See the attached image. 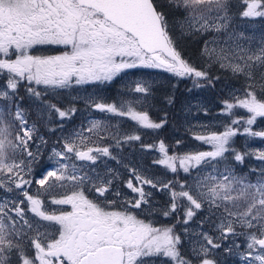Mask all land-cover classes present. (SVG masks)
Here are the masks:
<instances>
[{
	"label": "snow or ice",
	"instance_id": "snow-or-ice-1",
	"mask_svg": "<svg viewBox=\"0 0 264 264\" xmlns=\"http://www.w3.org/2000/svg\"><path fill=\"white\" fill-rule=\"evenodd\" d=\"M243 4L242 17L264 18V0H243ZM230 8V0H0V76L4 77L0 84V191L19 190L23 197L11 200V207L7 197L0 200V264H12L13 259L18 264H156L157 260L162 264H193L181 252L183 241L175 226L156 227L146 217L141 218L154 210L152 193L145 186L167 190L170 203L162 214L167 217L181 209L185 225L201 210L213 216L219 214V236L194 233L205 242L198 250L193 249L199 264H217L208 258L211 250L221 249L224 241L237 236L246 240V254L241 253V258L264 264V149L241 152L231 146L237 135L264 140V130L252 128L258 118H264V38L255 48L242 47L241 39L251 43L253 38L229 31ZM177 29L180 37L174 34ZM206 33L216 35L205 40L201 55L245 80L243 96L234 97V102L224 101V111L232 115L234 108H240L249 115L232 119L223 132L195 134L194 139L211 145L210 151L170 154L165 142L159 141L161 156L153 163L172 173H190L208 166L215 174L188 184L153 179L131 169L136 183L129 179L126 187L135 197L124 198L123 202L110 199L121 196L113 184V170L101 173L92 168L93 174H89L76 161L97 165L102 157H116L109 147L77 133L75 138H66L60 150L52 149L50 159L54 158L57 166L34 181L42 191L29 193L33 180L26 177L38 162L40 146L47 141L37 135L35 122L29 124L21 87L41 118H50L54 113L64 120L71 118L76 109L52 103L48 89L108 84L126 70L136 68L190 77L195 87L202 86L201 80L211 85L213 78L186 60L177 44L180 38ZM221 34H227V47L218 43ZM47 48L60 50L57 54H37ZM133 90L145 98L150 91L140 83ZM88 100L96 111L127 117L143 129L158 130L167 122L153 121L147 111L137 110L131 102L117 105L97 102L92 97ZM240 125H244L242 131ZM13 127L19 129L15 142L7 139ZM105 128L95 120L87 131L104 139L99 132ZM113 138L120 146L121 139ZM140 139L139 134L123 136L124 143ZM33 144L35 152L31 150ZM142 147L151 149L156 145ZM8 148L13 153L11 158ZM17 153L22 157L19 160L14 158ZM247 157L261 162L260 167L249 170L250 175L255 174L254 182L235 171V165L243 164ZM57 189H63L64 194L57 195ZM44 194L52 205H69L71 211L57 214L56 210H44ZM25 204L38 219L26 216L21 206ZM237 226L243 231L237 232ZM234 247L240 245L233 242L224 251L231 253Z\"/></svg>",
	"mask_w": 264,
	"mask_h": 264
},
{
	"label": "rangeland",
	"instance_id": "rangeland-1",
	"mask_svg": "<svg viewBox=\"0 0 264 264\" xmlns=\"http://www.w3.org/2000/svg\"><path fill=\"white\" fill-rule=\"evenodd\" d=\"M235 1V4H237L236 1L239 0H230ZM231 6H233L230 3ZM234 7V6H233ZM231 11V8H230ZM242 11L238 15V17L232 13L231 11V17H230V29L229 31L232 33H235L236 35H239L240 33H243L245 37H251L253 38L252 42L249 43L245 41L244 39H241L239 43L242 47L245 49L252 47L255 48L258 46L260 40L264 38V23L260 24L259 20L263 19L261 17L257 18H245L241 15ZM208 35L207 40H211L213 35H216L214 33H206ZM225 40H227V34H221L219 36L218 43L222 47H227L225 45ZM232 42L229 41V44ZM204 46V45H203ZM210 47H215V45H209ZM234 47V45H233ZM243 55V53H241ZM203 60L205 62H201L199 64H196L195 67L198 69L205 70L208 69L211 63L216 62H210L208 57L203 56ZM206 63V64H205ZM219 64V63H218ZM148 69V68H146ZM133 69L128 70L129 72H132ZM166 75L168 77L174 78V79H184L181 77H177L172 73H168L166 71H163L161 69H148V73L146 76L141 77H133L131 73L125 74L123 77H121L120 84H123L124 89L118 96V100L115 101L117 105L123 102H131L133 106L137 110H144L149 111L153 108V105L151 104V94L149 93L147 97L145 98L144 94L136 93L133 89L135 88L137 83L146 85L150 88L156 83L160 82L161 79H163ZM120 76V75H119ZM186 78V77H185ZM199 83L202 85L201 87H195L193 79L191 78V87H189L186 91V94L184 95V103L182 105V114H181V123L183 125V129L185 130H179L186 131L187 138L185 140L183 138H177V141H180L179 144H177V141L172 142L171 139L170 142L164 141L165 144L169 147V153H176V154H184L188 152H197V151H210L211 145L204 144L201 141H198L194 139L195 134H209L211 132H223L224 126L226 124H230L232 119H235L233 114L229 115L224 111V101L234 102V97H242L244 89H238L231 87L229 89V97L224 98L221 96H218L216 93L213 92L212 86L213 84L209 85L207 81L201 80ZM41 89H43V86H39ZM192 88V89H191ZM24 90L23 87L20 89V94ZM59 89L53 90L48 89V97L52 96L55 91H58ZM65 92L71 97V100L82 99L85 104L82 105L81 109L75 108L76 112L73 116V124L71 123L70 126L66 127V124H61V120L56 116L54 113L52 114L55 117H51L56 121L55 133L52 134V139L50 140L49 148H47L46 145L40 146V158L42 157L41 153L46 151V154L43 156V165H37L36 171L41 172L36 175V178L33 180L32 185L30 186V189L34 192L42 191L39 188V185L35 184V180L41 178V176L45 173L46 170H49L51 168L56 167L55 159H50L52 155V149L55 147L57 150H60L65 139L66 138H75V135L77 133H82L86 137H92V140H96V142L100 146H107L110 149V152L112 153V156H115L116 159H111L110 157H102L100 161L97 162V165H91L90 162H80L76 161L78 165L83 166V171H88L89 174H93L91 172L92 168H96L98 172L105 173L107 169H112L113 173L115 174V179L113 183L115 182V188L121 193V196L119 198L117 197H109L110 199H118L121 202H123L124 198L131 199L135 197V193H132L130 189L126 187V181L129 179L133 180V183L135 184L136 181L134 177L132 176L131 169H136L139 173H141L144 176L162 180V181H176L178 180V173H172L170 170L166 169L165 167L154 164L153 161L156 159H159L161 154L158 150V143L157 140H152V138H145L147 137V132L152 131V129H143L140 128L138 125L135 124V122L131 121L127 117H119L108 113H101L96 111L94 108L91 107V102L88 100V97L94 98L97 102H106L104 100V93H102L99 89V86H91V88L88 89H80L76 86L75 89L69 88V89H63ZM150 92V91H149ZM210 95H213V99L216 100L218 103H220V107H218L210 98ZM54 96L50 98L49 100L52 103H55ZM114 102V101H112ZM107 102V103H112ZM23 106L25 108V114L27 113H33L37 121L32 120L29 122V124H32L33 122L36 123L38 128L37 135L43 136L45 140L48 142V136L43 131L39 130V125L37 122L41 123V125L47 129L48 134L51 135V129L48 127L46 117H40L38 112L36 111L35 105L31 104V101L29 98L25 97V100L23 102ZM69 105H63L61 108L67 109L69 108ZM79 109V110H77ZM237 112H243V114L247 113L246 110L240 109V108H234L232 110ZM248 114V113H247ZM71 116V119H72ZM150 116V115H149ZM247 118V117H245ZM152 119V118H151ZM99 120L101 121L102 125H105L106 128L104 130H101L99 132L100 137H104V139H97L96 134L90 133L87 131V129L90 127L91 122ZM153 120V119H152ZM223 120L225 125L223 126L222 130H217L214 128L215 125H217L219 122ZM6 121H11L9 117H6ZM125 122H131L132 126H130L128 129H121L123 123ZM15 131L13 132V135H9L7 137L8 140H12L15 142V136L17 132V127H14ZM252 128L256 131L264 130V118H258L256 123L252 126ZM119 129V132H118ZM187 129V130H186ZM10 131V130H9ZM53 132V131H52ZM127 134H139L141 136V139L139 141H132V142H123V136ZM244 136L245 141V147L247 150H253V149H264V140L260 138H253ZM119 138L121 139L122 143L120 146L116 145V139L113 138ZM170 138V137H169ZM190 140V141H189ZM151 141V142H150ZM36 144H39V141H36ZM142 145H156L154 148H147L142 147ZM91 146V142H90ZM174 148L177 149V151H174ZM33 152L36 151V145L33 144L32 149ZM9 157H13V153L11 148L7 149ZM14 158L16 160L21 159V155L19 153L15 154ZM27 159V158H26ZM39 163V162H36ZM34 163V164H36ZM42 168V169H40ZM157 169L162 170V173L159 174ZM43 170V171H42ZM220 170L223 171V166H220ZM182 174L189 175L190 180L188 184H193L197 178L203 179V177L207 176L209 173H213V170L211 167L208 166H201L200 169H193L190 173H184L182 170H180ZM215 174V173H213ZM239 175V174H238ZM241 175V174H240ZM245 175V174H242ZM246 176V175H245ZM29 179V176L26 177ZM109 178H111V174H109ZM189 178V177H188ZM253 182L255 181V178H251ZM116 180V181H115ZM183 183V181H181ZM14 187V186H13ZM145 190L152 193L151 197V207L154 209L151 213H144L141 218H147L148 222H151L156 227H162V226H175V231L181 235L182 233V246L189 249L191 253L196 256L193 252V249H199L200 244L205 243L202 238L195 235L194 233L199 232H207L210 236H213L214 238L219 236V230L217 228V224L219 223V214L216 216H213L211 213L207 212L206 210L198 211L197 215L193 217L192 221L189 222L188 225H185L182 223L184 218V213L181 209H178L176 213L165 217L162 213L167 208V206L170 203V196L167 190L164 191H158L157 189H153L149 186H145ZM176 190H179V184H177ZM13 196H9V193H5L4 191H0V200L4 199L5 197L9 200V207H11V200H18L22 199L19 195V190H13ZM57 195H63L64 190L63 189H57ZM89 195V198H94V196L90 193H86ZM186 203V202H184ZM58 207L62 205H57ZM46 211H49L45 209ZM56 210V209H55ZM57 214L59 211H71V209H62V210H56ZM51 212V211H49ZM201 221L203 223H201ZM188 228V232L185 233L184 229ZM243 231L239 226H237V232ZM233 242L236 244H239L240 247L233 248L232 252H225L224 247L230 246ZM186 245V246H185ZM224 247L221 249H213V251L218 252H225L226 254L236 255L240 260L241 264H257L255 261H246L241 258V253L246 254V240L243 236H237V237H230L228 241L223 242ZM210 247V246H208ZM256 253L253 252V255ZM156 264H162L161 260H157Z\"/></svg>",
	"mask_w": 264,
	"mask_h": 264
},
{
	"label": "trees",
	"instance_id": "trees-1",
	"mask_svg": "<svg viewBox=\"0 0 264 264\" xmlns=\"http://www.w3.org/2000/svg\"><path fill=\"white\" fill-rule=\"evenodd\" d=\"M237 4H235V1H230V3L234 6H231V11L234 13L237 17L240 14L241 11L244 10L245 5L243 4V0L236 1ZM182 16V14H180ZM260 24L264 23V18L259 20ZM175 36L180 37V32L177 29L175 31ZM208 35L204 34L203 36H199L197 38L192 37H184L180 38L177 41L178 49L181 51L182 56L188 60L190 63L196 66V64H199L201 62H205L203 60V56L201 55V50L203 48L205 40H207ZM206 64V63H205ZM206 71L209 74L210 78H213V86L212 90L214 93H216L218 96L228 98L229 97V89L231 87L238 88V89H244L245 87V80L244 78L237 77L233 75V73L227 69L220 68L218 63H211L208 69ZM133 77H143L146 76L148 73V69L146 68H136L132 70ZM127 74H129V71L126 70L124 73H121L122 77ZM218 77V79H216ZM191 87V78L186 77L184 79H174L171 77H168L166 75L163 79H161L160 82H156L151 88H150V100L151 104L153 105V108L148 111L150 118L153 119V121L160 122L161 120L166 119V123L161 129L158 130H152L147 132V137L145 138H152V140L157 141H168L171 139L172 142L177 141L175 138H187L186 131L179 130H185L183 129V125L181 122V114H182V105L184 103V95L186 94V91L189 90L188 88ZM124 86L123 84H119L116 82L109 83L106 86H103L102 90L104 91V100L106 102H112L118 100V96L123 91ZM192 89V88H191ZM64 92H59L58 94L55 92L52 96L48 97V99L52 98L54 96L55 99L59 102L58 106L63 105H69L70 107L79 108L81 109V104L76 101H71L68 97V94L63 90ZM25 93V91H24ZM27 97V96H26ZM211 100L220 107V103H218L216 100L213 99V95H210ZM54 99V100H55ZM169 99H171V103H169ZM55 103L57 104L56 100ZM77 109V110H79ZM234 118L238 117H247L249 114L243 112H237L233 111ZM11 120V117H9ZM73 122V116L72 119H64L61 120V124H66V127L70 126ZM223 120L219 122L217 125L214 126L217 130H222L223 126L225 125ZM73 124V123H72ZM130 126H132L131 122H125L122 124L121 129H124L123 127L127 128L129 130ZM244 125H240L241 131L243 129ZM187 130V129H186ZM17 131L19 129L17 128ZM185 136V138H184ZM170 137V138H169ZM190 141V140H189ZM245 139L243 135H237L233 138L231 142V146L237 149L238 151H246L247 148L245 147ZM151 142V141H150ZM171 143V142H170ZM174 151H177L176 148H174ZM228 155V154H226ZM261 166V162L256 160L253 157H247L245 159V162L243 164L235 165V171L237 174H245L246 176H249L251 178L255 177V174L249 173V170L251 168H258ZM158 173L161 174L162 170L157 169ZM161 172V173H160ZM189 177V178H188ZM178 180L176 181H187L189 182L190 176L182 174L181 171L178 172ZM177 187V185H176ZM182 237V233H181ZM186 246V245H185ZM181 252L184 256L191 259L193 261V264H199V260L196 256H194L191 251L187 248V246L184 248L181 246ZM209 259H213L217 262V264H241V260L236 255L226 254L225 252H218L213 251L209 253L208 256ZM14 264H18L17 262H13Z\"/></svg>",
	"mask_w": 264,
	"mask_h": 264
},
{
	"label": "flooded vegetation",
	"instance_id": "flooded-vegetation-1",
	"mask_svg": "<svg viewBox=\"0 0 264 264\" xmlns=\"http://www.w3.org/2000/svg\"><path fill=\"white\" fill-rule=\"evenodd\" d=\"M59 50L60 49H57V48H47V49H45V50H43V51H41V52H38L37 54H45V55H47V54H57L58 52H59ZM129 73H131V72H129ZM131 75H132V73H131ZM133 76V75H132ZM121 77H122V75H120V76H118V77H116L112 82H116V83H118L119 84V80L121 79ZM111 82V83H112ZM4 83V77L3 76H0V84H3ZM109 84V83H108ZM108 84H103V85H97V86H99V89H100V91L103 93L104 91L102 90V88H103V86H106V85H108ZM91 86H95V85H83V86H77L78 88H80V89H88V88H91ZM24 91L25 90H23L22 91V93L20 94L21 96H25L26 97V93H24ZM57 94L59 93V92H64L63 90H58V91H55ZM68 97H69V95H68ZM69 99L71 100V97H69ZM71 101H76V102H78V103H80L81 104V106L83 105V104H85L84 103V101L82 100V99H76V100H71ZM56 102H57V104L59 103L57 100H56ZM59 105V104H58ZM26 116L28 117V120H29V122L30 121H32V120H35V121H37V118H36V116L33 114V113H27L26 114ZM53 115H51V117H52ZM45 117H46V120H47V124H48V127L51 129V135L50 134H48V131H47V129H45L42 125H41V123H39V122H37L38 123V125L40 126L39 127V130H41V131H43L45 134H47V136H48V142H47V148H49L48 146H49V144H50V140L52 139V134L53 133H55V131H56V128H55V124H56V121L54 120V119H52L53 117H55V116H53L52 118L50 117H48L47 115H45ZM124 129H125V127H123ZM127 129V128H126ZM15 131V128L13 127V128H11L10 129V132H11V135H13V132ZM53 131V132H52ZM118 132H119V129H118ZM46 154V151H44L43 153H41V155H42V157L40 158V160L38 161L39 163H36V164H33L32 165V172H31V175L29 176V179H31V178H33V180L36 178V175H38V173H41V172H38V171H36L35 169H36V167H37V165L39 166V165H43V160H44V155ZM40 169H42V168H40ZM43 171V170H42ZM116 181V180H115ZM114 184V186H115V182L113 183ZM28 191H29V193L30 194H32V195H36L37 194V192H34V191H32L31 189H30V187L28 188ZM2 192V191H1ZM9 196H13V193L11 192V193H9ZM21 198L23 199V197L21 196ZM41 199H43L44 201H45V203H44V210L45 209H47V210H49V211H53V210H62V209H71V207L69 206V205H62V206H60V207H58L57 205H52L51 203H50V198L48 197V195L47 194H44L43 196H41ZM22 207H24L25 208V212H26V216L28 217V218H32V219H38V218H35L34 216H33V214L32 213H30V212H28L27 211V205L25 204V205H21ZM7 210V209H6ZM10 215H14V213H10ZM7 222V221H6ZM44 223H47V222H44ZM53 229H49V231H52ZM13 262H17L15 259H13V261H12V264H14ZM18 263V262H17Z\"/></svg>",
	"mask_w": 264,
	"mask_h": 264
}]
</instances>
